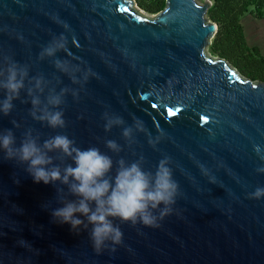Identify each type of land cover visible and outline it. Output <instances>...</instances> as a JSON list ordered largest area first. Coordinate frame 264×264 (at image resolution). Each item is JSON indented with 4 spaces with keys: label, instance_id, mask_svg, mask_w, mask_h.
Returning <instances> with one entry per match:
<instances>
[{
    "label": "water",
    "instance_id": "95a60500",
    "mask_svg": "<svg viewBox=\"0 0 264 264\" xmlns=\"http://www.w3.org/2000/svg\"><path fill=\"white\" fill-rule=\"evenodd\" d=\"M134 3L0 0V67H28L13 109L0 113V132L11 129L16 146L30 130L40 145L65 134L81 149L97 147L112 158L109 178L120 158L131 163L142 156V167L155 172L167 156L178 184L173 211L155 227L114 220L122 242L97 250L91 225L77 233L51 216L63 200L76 199L67 185L33 182L26 164L0 151V264H264V196L250 195L264 187L257 171L264 167V83L208 53L218 32L205 17L211 0H167L157 15ZM61 34L66 49L39 59ZM55 59L67 61L80 83ZM76 66L91 70L87 80ZM34 78H42L39 88ZM64 87L70 91L54 108L48 98ZM33 97L40 100L35 107ZM59 109L64 128L31 114ZM104 113L124 124L105 131ZM128 126L130 139L122 136ZM106 140L122 150L111 151ZM48 155L62 172L72 164L59 150Z\"/></svg>",
    "mask_w": 264,
    "mask_h": 264
},
{
    "label": "clouds",
    "instance_id": "9594fccd",
    "mask_svg": "<svg viewBox=\"0 0 264 264\" xmlns=\"http://www.w3.org/2000/svg\"><path fill=\"white\" fill-rule=\"evenodd\" d=\"M67 43V38L63 34L53 36L39 52L38 58L43 60L45 57L55 56L58 51L66 49ZM54 64L62 72L68 73L73 83H80V78L70 71L67 61L55 59ZM75 71L82 72L84 80L91 74L90 69L82 71L78 66L75 67ZM27 76L28 67L16 62L0 67V89L4 91V97L0 99V113L8 115L11 112L14 107L13 101L20 97V91L25 86L24 78ZM34 79L36 87L39 88L42 78ZM68 91H70L68 87L62 88L60 94L48 98V103L58 108ZM71 91L75 96L76 91ZM31 103L35 107L40 100L33 97ZM31 114L34 119L46 121L49 127H65L63 111L60 109L44 111L40 115L33 111ZM103 118L106 121L105 131L124 124V120L118 115L104 113ZM136 128L144 130L139 121ZM132 134L131 126L123 128L124 138L130 139ZM105 146L117 153L122 150L115 140H106ZM54 150H59L72 160V164L65 166L63 172L58 165L53 164L52 157L48 155ZM0 151L3 152L5 159H14L18 163L26 164L25 171L32 177L33 182L54 184L59 181L62 185H67L68 192L76 199L63 200L62 206L54 208L51 216L60 224H69L70 229L77 233L81 228L88 229L91 225L89 238L97 250L109 246L114 248L122 242L123 233L119 225L114 224V220L118 219L121 223L128 222L132 225L139 223L145 226H158V220L173 211L172 205L178 194V184L173 179L172 169L169 167L170 158L167 156L160 159L155 172L142 167V156L131 163H126L120 158L117 161L115 175L109 178L108 173L113 167L112 158L97 147L86 149L77 147L75 141L65 134H57L40 145L31 137L29 130L19 146H16L13 131L6 129L0 132ZM256 152L259 154V147L256 148ZM260 159L264 160V156ZM257 171L264 173V167L258 168ZM57 191L59 193L62 189ZM250 195L255 198L264 196V187H257Z\"/></svg>",
    "mask_w": 264,
    "mask_h": 264
},
{
    "label": "trees",
    "instance_id": "16d2710c",
    "mask_svg": "<svg viewBox=\"0 0 264 264\" xmlns=\"http://www.w3.org/2000/svg\"><path fill=\"white\" fill-rule=\"evenodd\" d=\"M207 11L209 21L218 25L210 52L231 64L251 81L264 83V56L259 47L249 46L243 19L257 15L264 19V0H212ZM138 7L157 15L166 7L167 0H136Z\"/></svg>",
    "mask_w": 264,
    "mask_h": 264
},
{
    "label": "rangeland",
    "instance_id": "374dc122",
    "mask_svg": "<svg viewBox=\"0 0 264 264\" xmlns=\"http://www.w3.org/2000/svg\"><path fill=\"white\" fill-rule=\"evenodd\" d=\"M197 1L199 3L204 2V0H197ZM134 5H136V9L141 10L136 3H134ZM205 17H206L207 21H209L208 17L207 16H205ZM243 24H244L245 35H246L247 42H248L249 46L259 47L261 52H262V55L264 56V19L258 18L257 15L249 14L245 17ZM212 40L213 39H211V44H212ZM210 46L211 45H209V47L207 48V51L209 54L214 56L210 52ZM217 58H219V57H217ZM226 63L231 68H233L230 63H228V62H226ZM235 71L239 73L238 70L235 69Z\"/></svg>",
    "mask_w": 264,
    "mask_h": 264
},
{
    "label": "crops",
    "instance_id": "0c3cea01",
    "mask_svg": "<svg viewBox=\"0 0 264 264\" xmlns=\"http://www.w3.org/2000/svg\"><path fill=\"white\" fill-rule=\"evenodd\" d=\"M244 20H245V18L243 19V23H244Z\"/></svg>",
    "mask_w": 264,
    "mask_h": 264
},
{
    "label": "built area",
    "instance_id": "2783aa9c",
    "mask_svg": "<svg viewBox=\"0 0 264 264\" xmlns=\"http://www.w3.org/2000/svg\"><path fill=\"white\" fill-rule=\"evenodd\" d=\"M212 1V0H211ZM212 4H213V1H212Z\"/></svg>",
    "mask_w": 264,
    "mask_h": 264
},
{
    "label": "snow or ice",
    "instance_id": "6c2138e0",
    "mask_svg": "<svg viewBox=\"0 0 264 264\" xmlns=\"http://www.w3.org/2000/svg\"><path fill=\"white\" fill-rule=\"evenodd\" d=\"M171 114V113H170Z\"/></svg>",
    "mask_w": 264,
    "mask_h": 264
}]
</instances>
